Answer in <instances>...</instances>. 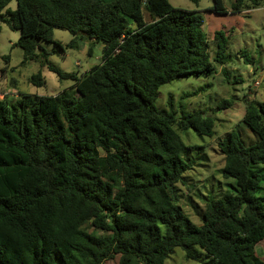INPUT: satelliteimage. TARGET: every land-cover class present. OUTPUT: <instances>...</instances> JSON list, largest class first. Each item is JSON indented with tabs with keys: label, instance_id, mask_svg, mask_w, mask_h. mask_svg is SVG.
I'll return each mask as SVG.
<instances>
[{
	"label": "trees",
	"instance_id": "16d2710c",
	"mask_svg": "<svg viewBox=\"0 0 264 264\" xmlns=\"http://www.w3.org/2000/svg\"><path fill=\"white\" fill-rule=\"evenodd\" d=\"M10 1L0 0V21L19 31L13 46L24 59L43 55L73 84L53 95L0 93V264H107L115 257L117 264H165L178 247L186 259L204 253L203 264H264L255 250L264 240V203L256 195L264 180V101L245 98L242 123L256 142L245 145L233 130L218 140L219 172L233 179L231 189L204 196L200 225L179 205L193 148L179 131L211 137L215 119L204 110H158L155 100L162 84L215 71L201 11L168 0H15V9ZM213 2L210 11L235 14L264 0H232L230 9ZM53 29L72 34L70 48L101 43L100 63L80 76L49 63L40 41L64 50ZM214 40L213 60L222 65L227 39L216 31ZM9 82L16 87L14 77ZM30 82L40 87L45 79L37 72Z\"/></svg>",
	"mask_w": 264,
	"mask_h": 264
},
{
	"label": "rangeland",
	"instance_id": "374dc122",
	"mask_svg": "<svg viewBox=\"0 0 264 264\" xmlns=\"http://www.w3.org/2000/svg\"><path fill=\"white\" fill-rule=\"evenodd\" d=\"M168 1L175 7L201 11L204 17L203 30L209 42L207 52L215 65V71L210 74L177 77L162 84L155 100L158 110L173 108L178 114L204 110L215 119V133L211 137L199 135L192 129L179 131L182 141L193 146L187 156L192 162V170L185 173V182L179 184L182 194L179 205L192 223L200 225V215L205 209L204 196L219 197L226 190H230L234 182L233 179L223 178L219 172L223 166V157L219 152L218 140L233 130L245 145L256 142V136L242 123V117L246 107L245 98L264 101V3L235 14H217L209 10L213 0H200L198 3L190 0ZM231 1L224 0L228 9ZM8 7L15 9L16 1L11 0ZM144 19H149L147 11H144ZM216 31H221L227 39L226 58L222 65L213 60L217 50L214 40ZM51 36L53 40L62 42L63 51H53L54 44L51 42L40 41L39 46L47 52L48 62L62 71L80 76L91 66L100 63L101 43L86 40L80 42L78 48H70L66 46L72 38L68 30L53 29ZM18 37L17 29L0 21V93H10L12 96L17 92L53 95L73 84L69 79L60 80L44 64L43 55L24 59L22 49L13 46ZM89 48L90 55L87 53ZM37 52L41 53L38 47ZM5 66L8 71L5 76H1V69ZM223 68L226 74L223 73ZM37 72H41L45 79V84L40 87L30 82V77ZM10 77L17 81L14 88L9 82ZM225 99L231 100L232 105L217 109L218 103ZM260 185L263 190L256 195L264 203V180ZM255 250L264 260V240L257 243ZM204 259V253L198 260L186 259L184 251L178 247L165 260V264H203ZM117 262L118 257H115L107 264ZM135 264L142 262L137 260Z\"/></svg>",
	"mask_w": 264,
	"mask_h": 264
},
{
	"label": "crops",
	"instance_id": "0c3cea01",
	"mask_svg": "<svg viewBox=\"0 0 264 264\" xmlns=\"http://www.w3.org/2000/svg\"><path fill=\"white\" fill-rule=\"evenodd\" d=\"M244 11V10H243ZM242 12V11H241ZM260 258V257H259Z\"/></svg>",
	"mask_w": 264,
	"mask_h": 264
}]
</instances>
